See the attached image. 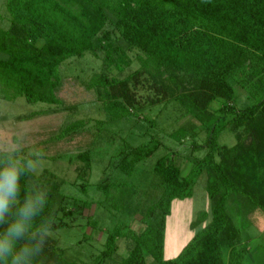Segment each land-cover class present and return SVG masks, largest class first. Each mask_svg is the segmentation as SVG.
<instances>
[{"label":"trees","instance_id":"1","mask_svg":"<svg viewBox=\"0 0 264 264\" xmlns=\"http://www.w3.org/2000/svg\"><path fill=\"white\" fill-rule=\"evenodd\" d=\"M3 7L0 99L44 103L21 120L73 108L60 92L68 75L82 77L109 116L70 121L55 140L91 129L92 141L83 150L51 158L78 163L71 182L85 193L96 157L92 148L98 141L119 144L97 183L99 197L81 199L83 208L98 204L121 216L104 227L88 215V224L106 233L105 249L88 263L69 260L51 237L43 264H148V256L153 264H264L263 238L252 246L251 224L241 221L256 210L264 212V0H3ZM87 53L89 74H63L65 62L73 65V58ZM169 104L198 123L169 134L185 144V153L169 145L164 128H155ZM149 107L158 114L140 134L148 138L139 144L127 138L118 142L108 123ZM145 118L135 121L146 124ZM197 125L205 133L203 141ZM224 132L236 143L221 142ZM161 148L155 162L147 164ZM181 157L191 163L187 174ZM204 172L212 206L199 221L210 215L211 220L178 256L165 258L172 203L191 197ZM64 182L49 169L21 180L22 192L33 183L48 189L45 215L55 217L52 231L69 226L67 217L74 211L71 196L61 190ZM136 217L144 225L140 231L131 227ZM121 239L129 249L119 257Z\"/></svg>","mask_w":264,"mask_h":264},{"label":"rangeland","instance_id":"2","mask_svg":"<svg viewBox=\"0 0 264 264\" xmlns=\"http://www.w3.org/2000/svg\"><path fill=\"white\" fill-rule=\"evenodd\" d=\"M0 8L3 9V0H0ZM91 54L87 53L85 57L73 58V65L68 66L67 62L62 65L63 74L80 72L82 75L90 73ZM69 67V69H67ZM134 65L128 68L125 73L135 69ZM115 70H113L114 72ZM146 97L147 92H141ZM60 96L66 101L68 106L73 108L60 110L54 113L37 115L28 120H21L19 117L29 114L30 112L42 109L44 103H29L24 97H20L15 101L0 99V146L16 145L21 152L25 154L33 151L42 152V157L39 160L38 174H42L46 169L53 170L59 178L64 179V184L61 190L71 196L68 199V204L73 209V214L67 217L70 225L57 230H53L52 237L55 238L59 245L66 249V258L69 260H78L91 262L93 256L96 257L105 249L106 233L97 232L88 224V215L94 214L100 225L111 227L115 225L121 216L115 212H110L103 206L98 204L88 208H83L81 199L94 200L99 197L97 192V183L103 177V168L108 163L109 154L116 147H113L107 141H98L95 147L92 148L96 157L94 158L92 173L89 179V187L87 193L83 192L73 181L77 175L75 165L78 163L69 164L65 161L66 158L59 160L51 158L52 155L63 152H78L85 149L92 141V131L87 129L72 138L55 140V135L70 121L92 117L96 119H106L109 114L101 108V104L96 100V95L93 91H88L83 84V79L74 74L68 75L60 92ZM158 110L147 108L137 116L131 115L123 119L111 121L108 123V129L113 136L121 142L123 138H127L135 144L145 141L148 137L140 135L148 129L149 121L157 117ZM167 117L161 118L158 121L159 126L155 127L159 130L164 128L166 141L173 148L185 153V144H177L170 138L176 128L183 125L198 124L192 117L184 116L178 110L175 104H169L165 112L162 114ZM162 116V117H163ZM145 120L146 124L136 122L135 119ZM158 119V118H157ZM94 122H92L93 124ZM132 131L134 132H131ZM200 135L199 141H203L205 133L201 131L197 125ZM155 130V129H154ZM153 130V131H154ZM221 142L229 145L236 143L233 134L224 132L220 137ZM161 148L157 154L146 161L147 164L155 162L156 157L161 154ZM201 155L203 154L200 153ZM182 166L183 174L190 171L191 163L185 161L181 157L179 160ZM142 165V164H141ZM140 172V171H139ZM208 175L207 172L202 173L194 186L193 195L187 198H177L173 201L171 214L167 218L165 231V246L164 257L175 258L184 248V246L192 239V237L211 220V215L206 219L199 221L200 214L204 211L211 210L212 201L207 192ZM75 198V199H74ZM83 208V209H82ZM239 217L237 219L250 222L251 227L247 229L250 244L253 246L263 238L264 240V212L256 210L250 213V216ZM131 227L136 231L144 228V225L139 221V217L132 219ZM125 239L119 241V255L126 256L128 254L129 244ZM120 257V256H119ZM148 264H153V259L148 256Z\"/></svg>","mask_w":264,"mask_h":264},{"label":"clouds","instance_id":"3","mask_svg":"<svg viewBox=\"0 0 264 264\" xmlns=\"http://www.w3.org/2000/svg\"><path fill=\"white\" fill-rule=\"evenodd\" d=\"M42 152L20 154L16 145L0 146V264H43L55 217L45 215L48 189L39 183L22 192L21 180L37 175Z\"/></svg>","mask_w":264,"mask_h":264}]
</instances>
